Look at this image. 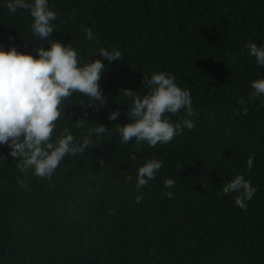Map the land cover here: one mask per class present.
Wrapping results in <instances>:
<instances>
[{
	"label": "trees",
	"instance_id": "trees-1",
	"mask_svg": "<svg viewBox=\"0 0 264 264\" xmlns=\"http://www.w3.org/2000/svg\"><path fill=\"white\" fill-rule=\"evenodd\" d=\"M49 4L57 13L51 37L68 41L83 62L95 56L106 65L99 79L106 103L94 109L86 98L79 103V93L65 98L55 131L67 127L79 137L77 117L109 131L84 152L66 154L47 179L22 173L0 144V264H264V98L252 97L249 83L264 77V66L246 46L264 40V0ZM30 19L0 3V47L33 55L48 47L31 33ZM85 27L95 39L84 38ZM99 47L119 48L122 57L108 61L95 54ZM153 71L171 72L190 90L194 127L151 147L134 138L121 143L115 124L128 116L119 89L144 90L142 74ZM151 156L162 167L136 188V169ZM238 173L256 187L243 209L234 192H221ZM166 177L175 181L170 189Z\"/></svg>",
	"mask_w": 264,
	"mask_h": 264
},
{
	"label": "clouds",
	"instance_id": "clouds-1",
	"mask_svg": "<svg viewBox=\"0 0 264 264\" xmlns=\"http://www.w3.org/2000/svg\"><path fill=\"white\" fill-rule=\"evenodd\" d=\"M9 13L27 10L30 16L29 28L37 40L46 41L48 47L34 49L35 55L18 51L14 46L0 47V144H7L8 155L17 158L16 167L22 173L29 171L40 178L47 179L57 168L66 154L82 153L93 142L101 140L109 128L103 123L87 121L77 117L75 127L81 128V135L74 136L67 127H58V118L65 114V98L79 93L80 102L86 98L89 106L101 107L106 103L103 89L99 85L101 73L106 65L101 59L94 58L83 62L79 51L68 41L60 42L51 37L54 31L53 21L57 13L50 7L49 0H0ZM85 39H95V33L89 27L83 28ZM248 55L254 57V63L264 66V40L259 45L255 41L246 44ZM108 61L122 57L116 47H99L95 54ZM144 90L130 88L119 89V96L127 101L128 122L115 124L116 134L121 143L130 139L146 141L148 146L157 142H169L184 129L194 127L192 96L187 87H181L171 72L153 71L142 74ZM250 95L264 98V77L250 80ZM242 102V101H241ZM264 103V99L261 100ZM183 110V116L180 111ZM240 111L247 112V108ZM168 114L177 115L176 120ZM119 109L108 113L109 120H115ZM87 121L91 126L83 127ZM135 159V154L130 153ZM0 154V160H3ZM103 164V160H99ZM163 164L162 159L151 156L145 158L136 169L135 186L140 188L154 179ZM247 168L253 165V157L245 160ZM131 180L132 177H126ZM24 187V181L18 180ZM165 189L175 183L172 178H164ZM256 187L243 174L234 175L221 185V192L235 193L234 204L246 208ZM164 195L173 196L172 191ZM135 199L139 201L140 195Z\"/></svg>",
	"mask_w": 264,
	"mask_h": 264
}]
</instances>
